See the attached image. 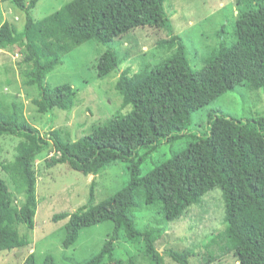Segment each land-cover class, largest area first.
<instances>
[{
    "label": "trees",
    "instance_id": "obj_1",
    "mask_svg": "<svg viewBox=\"0 0 264 264\" xmlns=\"http://www.w3.org/2000/svg\"><path fill=\"white\" fill-rule=\"evenodd\" d=\"M1 1L25 10L27 18L21 31L4 13L0 48L15 45L21 36L27 52L22 78L26 87L37 92L32 103L40 115H56L55 110L68 111L76 105V89L70 83L52 86L47 76L90 40L111 46L124 34L148 26L165 35L156 40V51H175L154 67L149 64L138 71L131 67L121 71L117 49L108 47L100 57L97 75L103 79L120 72L114 90L122 96V110L76 140L69 132L52 127H44L42 133L27 119L22 105L0 109V138L20 139L15 159L5 162L0 158V170L24 198L21 204L16 203L10 181L0 174V253L29 244L22 229L35 227L36 161L52 143L57 156L50 160L51 167L67 164L85 175H98L115 162L128 163L130 183L123 190L95 206L90 200L74 212L53 217L57 222L68 218L65 248L76 244L82 229L112 223L101 250L78 264H124L115 256L122 233L133 241H144L150 263L162 264L157 247L162 230L140 229L134 212L144 205L158 207L166 220H178L218 187L226 202L227 251H235L238 264H264V115L244 119L215 108L207 113V123L195 118L196 112L206 111L227 92L245 97L248 88H264V0H235L238 12L233 34L237 41L231 46L221 44L201 69L189 62L180 33L185 29L176 30L166 9L167 0H71L40 20L33 17L38 0ZM249 2L258 6L250 7ZM12 4L8 6L11 12ZM186 137L193 140L185 149L143 174V163L163 144ZM198 251L205 263L215 261L212 256L206 260ZM164 254L188 264L197 252L165 249ZM23 264L61 263L54 254L47 253L39 260L32 253Z\"/></svg>",
    "mask_w": 264,
    "mask_h": 264
},
{
    "label": "rangeland",
    "instance_id": "obj_2",
    "mask_svg": "<svg viewBox=\"0 0 264 264\" xmlns=\"http://www.w3.org/2000/svg\"><path fill=\"white\" fill-rule=\"evenodd\" d=\"M29 1L26 0L27 3ZM70 1L38 0L33 9V17L40 20ZM5 2L0 0V23L5 13L7 20L15 23L19 31L23 30L27 18L25 10ZM10 4L13 6V12L8 9ZM247 5L258 6L256 2H249ZM166 9L176 30L185 29L180 33L188 48L189 62L195 69H201L221 44L231 46L237 41L233 34L238 12L235 0H167ZM164 36V32H157L155 28L145 26L117 38L111 46L90 40L68 54L63 64L47 76V83L52 86L70 83L77 91L76 105L68 111L55 110L56 115L53 112L40 115L32 103L37 92L30 90L23 82L22 60L27 52L19 36L15 45L0 49V109L13 110L14 103L22 105L27 119L42 133L44 127H52L65 133L69 132L72 140L79 139L89 134L93 126L104 123L122 110V96L114 90L120 72L114 71L103 79L97 75L102 53L108 47L116 48L121 59V71L129 67L132 71H138L140 66L144 68L149 64L154 67L175 51L155 50L158 48L156 40L163 39ZM244 94L245 97H242L238 92H227L208 105L206 111L196 112L195 118L205 124L208 122L207 113L215 108L244 119L264 115V88H248ZM192 140L193 138L186 137L174 143L163 144L143 163V174L170 159L174 153L185 149ZM19 141L20 139L14 136L0 138V158L5 162L13 161ZM52 147L51 143L36 161L38 207L35 227L30 230L25 227L22 229L23 233L28 234L29 244L1 252L0 264H23L32 253H35L39 260L49 253L54 254L61 264L82 263L99 252L110 235L111 222L87 227L82 229L76 244L65 248L63 240L68 218L57 222L53 217L62 212H74L90 200V205L95 206L123 190L130 183L128 163L118 161L98 175H85L67 164L49 166L50 160L57 156ZM0 174L10 181L8 183L11 191L16 194V203L21 204L23 196L15 191L13 182L3 170H0ZM134 216L140 229L162 230L157 241V247L162 253V264H181L164 254L165 249L181 252L195 250L197 254L189 259L188 264H238L235 251H227L230 242L224 236L227 229L226 202L223 190L219 187L207 192L198 204L192 205L178 220L168 221L158 207L146 205L135 211ZM145 247L144 241H133L122 233L116 243L115 256L124 264H151L145 255ZM198 250L205 254L206 260L212 256L215 261L205 263Z\"/></svg>",
    "mask_w": 264,
    "mask_h": 264
},
{
    "label": "clouds",
    "instance_id": "obj_3",
    "mask_svg": "<svg viewBox=\"0 0 264 264\" xmlns=\"http://www.w3.org/2000/svg\"><path fill=\"white\" fill-rule=\"evenodd\" d=\"M0 49H2V48H0Z\"/></svg>",
    "mask_w": 264,
    "mask_h": 264
}]
</instances>
